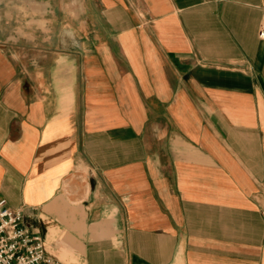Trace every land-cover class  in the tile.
Instances as JSON below:
<instances>
[{"label":"crops","instance_id":"crops-1","mask_svg":"<svg viewBox=\"0 0 264 264\" xmlns=\"http://www.w3.org/2000/svg\"><path fill=\"white\" fill-rule=\"evenodd\" d=\"M264 0H0V199L60 264H264Z\"/></svg>","mask_w":264,"mask_h":264},{"label":"built area","instance_id":"built-area-1","mask_svg":"<svg viewBox=\"0 0 264 264\" xmlns=\"http://www.w3.org/2000/svg\"><path fill=\"white\" fill-rule=\"evenodd\" d=\"M259 34L264 39V20ZM0 264H60L47 255L42 237L25 227L22 211L5 199H0Z\"/></svg>","mask_w":264,"mask_h":264}]
</instances>
